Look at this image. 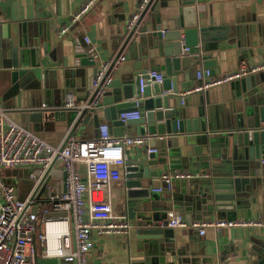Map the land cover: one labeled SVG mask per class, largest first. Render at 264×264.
<instances>
[{"label": "water", "instance_id": "95a60500", "mask_svg": "<svg viewBox=\"0 0 264 264\" xmlns=\"http://www.w3.org/2000/svg\"><path fill=\"white\" fill-rule=\"evenodd\" d=\"M140 1L134 9L138 11L136 21L130 28L125 23L124 28L117 32L122 44L113 59L122 53L125 46L134 48L139 43L143 54L149 56L142 60V71L148 67H159L164 71L163 79L152 81L140 92L139 74H135L132 79L123 80L114 88L111 104L101 107L111 134L148 133L158 135L156 140L161 141V155L149 152L147 148L151 145L147 142L142 151L125 159L122 204L128 217L135 221L129 231L135 234L137 240L146 242L150 249L157 245L169 257L174 256L172 259L166 257L168 264L216 263L219 259L217 256H206L211 255L206 254V245L196 248L192 241H176L174 233L170 231L173 228L166 225V209L179 210L187 221L201 219L203 215L209 219L217 215L226 219L236 217L232 211L240 204V193L244 192L245 185L258 180V171L264 174V89L259 92L258 83L251 73L230 81V88L241 100L235 102L223 125L212 119L201 104L190 113L169 107L170 96L163 91H180L177 75L183 72L187 76L197 69L199 63L204 68L216 66L217 56L225 51L216 50L217 39H226V35L235 30L234 23L239 20H224L222 14L217 20L211 8L208 11L203 8L205 0H147L138 9ZM257 3L264 4V0H257ZM248 20L253 23L254 17L251 15ZM261 26L260 23L254 25L256 33L260 32ZM33 59L35 45L28 42L22 24L20 38L16 41L8 39L7 43L0 45V67L5 68L3 78L9 83L0 96L3 106L11 110L17 108L20 124L29 130V122H32V129L35 130L56 125L63 133L61 146L80 124L96 128L98 136L101 120L99 103L89 108L80 103L66 107L65 101L57 108L40 106L43 101L49 102L50 87L38 77L34 68L39 67L40 62ZM79 60L82 65L91 64L95 73L96 59L93 56L82 55ZM90 81L88 89L91 87ZM243 81L246 89L242 91L240 85ZM69 90L66 83L63 88H58V91ZM95 91L96 88L91 92L88 90L83 102H90ZM30 98L37 99L39 106L29 109L35 102H31ZM132 109L140 110L138 118L118 119L119 112ZM212 129L217 130L214 133ZM218 129L223 131L218 132ZM166 146L174 148L169 152L172 156H180L181 146L186 147V159L197 161L192 165L197 163L207 172L196 180L176 179L174 191L165 197L163 206H159L154 201V193L160 191L152 190L159 185V181L153 178L158 176L159 163L166 164ZM55 160L56 157L34 185L30 197L36 192L37 196L42 193ZM12 172H16V169H4L2 174L7 181L17 185L18 196H22L32 187L33 181L21 170H17L19 177L11 180L8 176ZM61 173L64 179L65 171ZM160 242L164 245H159ZM137 246L140 247L139 241ZM256 250H260L259 253ZM256 250L252 254L258 257L257 264H264L263 250ZM208 251L213 253L214 248L209 246ZM247 264L253 262L248 260Z\"/></svg>", "mask_w": 264, "mask_h": 264}, {"label": "crops", "instance_id": "0c3cea01", "mask_svg": "<svg viewBox=\"0 0 264 264\" xmlns=\"http://www.w3.org/2000/svg\"><path fill=\"white\" fill-rule=\"evenodd\" d=\"M83 1L0 0V45L7 43L8 39L16 41L20 38L22 24H24V34H26L28 42L35 45V59L33 60L40 62V66L34 69L43 84L50 87L49 102L43 101L40 104L41 107L57 108L62 102H66V96L68 95L74 103L81 104L83 102L82 99L88 94L89 90L87 85L94 72L91 64L82 65L80 60L76 61L73 47L74 38L82 34L89 35L92 41L90 47H93V51L98 52L96 63L100 59H113L122 44L117 32L124 28L129 14L136 8L135 6L139 0H96L79 20L73 22L68 30L60 35V27L69 22L71 14ZM203 8L206 11L211 8L212 15L217 20L221 17L220 14L223 15L224 20H234L235 18L239 20L234 23L235 30L230 31L226 35V39H222L223 37L211 39H217L216 50H225L221 56H217L216 66L210 67L214 75L236 69L242 60L249 65L264 63V19H258L264 17L263 3H257V0H205ZM251 15L254 17L253 23L252 20H248ZM256 23L262 24L258 33L255 32L254 25ZM34 39L35 43L33 42ZM89 54L85 55L90 57ZM121 54L125 55V59L113 70L112 84L99 101L100 123H107L101 112V107L112 103L114 88L119 86L123 80L132 79L133 75L142 72L144 69L142 60L149 57L143 54L139 43L134 48L125 46ZM197 68L203 67L199 63ZM154 69L164 73L159 67H154ZM5 71V68L0 67V96L9 85L8 80L3 78ZM194 72H189L187 76L183 72L177 75L178 84L181 86L180 91L178 90L176 93L172 90L163 91V93L170 96L169 107L190 113L201 104L212 119L223 125L228 113L234 108L235 102L241 100V97L236 96L235 90L230 88V82H226L201 92L190 93L182 103L180 101L181 92L195 83ZM250 75H254V81L259 86L258 90L262 92L261 89H264V68ZM65 83L70 90L67 92L58 91V88H63ZM240 87L242 91L246 89L244 81ZM30 101L35 102L30 105L29 109L39 106L37 99L30 98ZM0 107L4 108L15 121L20 123V114L17 108L16 110L5 108L1 99ZM29 124L31 131L41 135L49 142L58 143L62 141L63 133L56 125L51 128H37L35 130L32 129V122H29ZM216 130L212 129L211 131L215 133ZM221 131L223 129H218V132ZM96 134L97 129L89 124H80L74 133L76 138H94ZM145 134L152 136L149 138L150 141H147L151 145L148 147H155L156 154L161 155V149L159 148L161 141L156 140L159 136ZM142 149H144V145L131 144L125 149L126 158L136 155ZM171 150H174V148L166 146V164L159 163L158 176L153 179H158L164 172L171 169L207 172L205 168L197 166V163L192 165L193 162L197 161L186 159V147L181 146L180 156H172L169 154ZM260 162L262 163L263 160ZM257 165L259 167V162ZM14 169H16V172H12L8 176L11 180L19 177L17 170L27 174L32 166L22 165ZM258 173L259 176L256 177L258 180L255 179L254 183L246 184L244 192L240 193V204L232 211L233 216H236L237 219H255L263 215L264 174L260 171ZM124 179L123 168L122 177L111 184L108 198L113 213L115 215H125L133 226L135 221L128 217L122 204ZM196 179L198 178L192 180ZM175 181L177 180L173 181L170 191L164 190L154 193V201L159 206L165 202V197L174 191ZM172 211L180 212L175 208L166 209L167 217L169 212ZM214 218H220V216L210 217V219ZM205 219L209 218L203 215L201 219L192 218L190 221ZM170 231L174 233L176 241H192L196 248L206 245V254H211L206 256H217L219 258L216 263L213 261L211 264H247L248 260L252 261L253 264H257L258 257L252 254L253 250L261 249L264 252V226H229L217 229L208 227L202 235L198 234V230L191 227H178ZM92 237L94 238L93 247L88 252L90 264H168L166 257L169 256L165 250L163 252L161 247L157 245L150 249L147 247L146 242L137 240L131 230L124 234L102 237L98 236L95 230H92ZM137 241H139L140 247L137 246ZM159 245L163 246L164 243L160 242ZM36 246L39 252L41 244L37 239ZM209 246L214 248L213 253L208 251ZM256 251L259 253L260 250ZM40 257L38 264H74L63 258ZM228 257L229 259L226 260ZM169 258L172 259L174 256Z\"/></svg>", "mask_w": 264, "mask_h": 264}, {"label": "built area", "instance_id": "2783aa9c", "mask_svg": "<svg viewBox=\"0 0 264 264\" xmlns=\"http://www.w3.org/2000/svg\"><path fill=\"white\" fill-rule=\"evenodd\" d=\"M95 1L84 0L71 14L69 22L60 27L59 34L66 32ZM146 1L141 0L138 9ZM137 17L138 11L134 10L126 21V27L130 28ZM91 42L88 34L74 38L76 61L88 53L95 59L98 57V52L90 47ZM124 59L125 55L120 54L116 59L97 61L89 89L91 92L96 88L95 95L90 102H82L81 106L89 108L99 103L101 96L112 84L113 70ZM262 68L264 63L249 65L244 60L236 69L217 75L209 67L197 68L194 72L195 83L181 92L180 101L183 103L190 93L230 82ZM162 79L163 72L157 69L140 72L139 91L142 92L152 81ZM64 106H74L69 95ZM139 116V109L118 113L121 121ZM150 137L146 134L113 135L106 123H100L98 136L76 138L72 133L61 146L62 141L49 142L23 127L0 107V264H38V255L63 258L74 264H90L88 252L94 242L92 230L100 237L128 232L132 223L125 215L113 213L108 193L111 184L122 177L125 149L131 144L145 145ZM147 150L156 152L155 147H148ZM55 157L49 171L50 178L45 182L42 193L37 196L36 192L30 197L34 185ZM22 165L32 166L27 175L33 185L22 196H18L17 185L7 181L2 171ZM62 171H65L64 179ZM205 175L206 172L202 171L171 169L157 179L159 185L152 190H169L175 179H194ZM166 225L170 228H197L198 234L202 235L208 227L264 226V212L255 219L214 218L187 221L180 212L172 211L169 212ZM36 239L41 244L39 252ZM228 259L229 257L226 258Z\"/></svg>", "mask_w": 264, "mask_h": 264}, {"label": "rangeland", "instance_id": "374dc122", "mask_svg": "<svg viewBox=\"0 0 264 264\" xmlns=\"http://www.w3.org/2000/svg\"><path fill=\"white\" fill-rule=\"evenodd\" d=\"M27 173H28V172H27ZM40 258H41L40 256L37 257V263H38V261H39Z\"/></svg>", "mask_w": 264, "mask_h": 264}]
</instances>
